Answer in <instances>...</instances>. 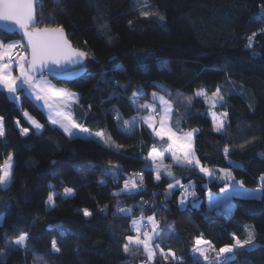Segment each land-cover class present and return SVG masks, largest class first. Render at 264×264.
<instances>
[{
  "label": "trees",
  "instance_id": "obj_1",
  "mask_svg": "<svg viewBox=\"0 0 264 264\" xmlns=\"http://www.w3.org/2000/svg\"><path fill=\"white\" fill-rule=\"evenodd\" d=\"M262 8L264 0H36L37 26L63 27L72 46L88 53L87 64L80 66L83 74L48 77L80 97L74 108L78 123L92 133L103 131L120 147L106 146L99 138H69L27 94L18 92V105L0 91L6 132L0 138V163L8 153L14 162L11 183L0 187V264H150L142 247L123 251L125 237L133 234L131 219L141 212L145 218L155 215L165 233L169 225L173 229L155 243L174 252L176 259L165 260L157 250L151 264H206L191 255L198 236L218 250L233 243V233L246 238V227L254 229L255 246L237 250L233 264H264V192L258 197L235 195L209 208L207 193L220 192L225 181L170 164L181 184H193L196 192L198 204L193 207L188 197L181 208L180 189L168 194L167 185L174 181L163 172L156 181L145 159L167 141L144 125L119 130L114 119L117 111L120 124L137 115L128 102L133 91L143 88L140 104L152 102L156 92L173 104L174 131L197 130L196 154L204 166L231 174L236 170L258 182L264 176ZM252 33L258 35L248 49ZM0 39L22 41L20 33L1 31ZM220 86L225 95L216 111L228 115L225 129L217 133L207 98ZM199 89H206V95L196 97ZM187 97H193L191 102ZM24 110L43 125L39 132L27 123ZM21 127L29 133L21 135ZM226 145L228 158L223 154ZM137 174L144 177L142 188L121 192L126 179L140 182ZM65 187L73 193L65 196ZM49 193H59L51 207L46 204ZM118 206L134 208L133 214L119 213ZM85 209L90 216L83 214ZM21 232L29 233L27 248L6 243ZM53 240L59 253L52 249ZM38 257L43 259L38 262Z\"/></svg>",
  "mask_w": 264,
  "mask_h": 264
},
{
  "label": "snow or ice",
  "instance_id": "obj_2",
  "mask_svg": "<svg viewBox=\"0 0 264 264\" xmlns=\"http://www.w3.org/2000/svg\"><path fill=\"white\" fill-rule=\"evenodd\" d=\"M262 13H264V8H262ZM150 14L153 13H141L144 16ZM160 19L163 20V16H160ZM0 21L16 25L21 30L23 36L22 41H13L10 43L0 41V91H6L13 101H19L21 99L16 94L22 91L34 97L35 102H42L40 106L46 107L49 110L48 120L50 124L62 130L63 134L69 138H99V141L104 145L119 148L120 145H115L114 141L110 143L111 137L106 136L103 131L92 133L89 128L78 123L75 118L76 113L74 108L79 105L80 97L67 89L57 88L56 85L52 84L46 78V76H51L55 79L61 76L66 71L67 65L76 66L82 64L88 53L78 50L71 45L65 36L63 27H34L33 0H0ZM5 26L7 27L8 25L6 24ZM260 34L264 35V30H261ZM257 35L258 33H252L247 37L246 47L248 49L254 48V41ZM14 68L18 70L19 75H13ZM118 68L123 70L122 66H118ZM81 74H83V70L74 73V75ZM206 91V89H199L195 93V96H205ZM144 96L143 88H139L133 91L131 97L128 99L130 106L137 112L136 116L128 120H123V124H120L122 117L117 111L114 119L117 121V128L119 130H130L139 125H144L151 130L156 138L161 141H167L168 146L164 152L157 151L153 147L145 159L151 160L152 165H154L156 181H160L162 170L164 175L174 181V183L167 185L168 194H171L175 189L182 190L179 199L181 208L186 207L188 197L193 198L191 203L193 207L196 206V192L193 184H181L180 179L175 177L170 170L172 165L163 164L166 152L171 154V159L175 165L190 169L195 168L198 169V175H202V177L225 181V187L220 189L222 193H227L233 188L234 184L243 187V182L235 181L230 170L210 169L201 163V159L197 156V149L195 148L194 134L197 131L196 129L182 134H178L173 130L171 127L173 104L170 99H166L165 96L153 92L151 94V103L146 101L144 104H140V100ZM186 99L191 102L193 97H187ZM211 100L213 107L217 101L222 102L224 100L219 88L212 93ZM144 112L147 114L141 115ZM227 115V112H225L220 118H217L213 114L214 131L217 133L223 132ZM23 117L37 132L43 128V125L28 111H23ZM16 123L19 125L20 121L17 120ZM29 131L30 129L27 127L20 128L21 135H27ZM5 135L4 118L0 117V138H3ZM177 153H180V155H177ZM223 154L225 158L229 157V146L226 145L224 147ZM13 168V154L8 153L7 158L3 163H0V187H7L11 183ZM217 171L220 173L219 176L216 175ZM137 175L140 177V182L137 183L135 178L126 179L121 192L133 193L138 192L142 188L144 177L142 174ZM261 182L262 188L259 191L264 192V176L261 177ZM73 191L72 188L65 187L63 194L68 196ZM119 194L113 193V195ZM56 195H59V193H49L46 201L48 206H54V197ZM251 195L255 196L256 194L253 193ZM141 207H143V202ZM133 211L134 208L118 206V212L121 214L131 215ZM83 214L85 216L91 215L87 209L84 210ZM145 219L147 221L146 224L144 223ZM149 226L151 231L141 232L142 228H148ZM131 227L136 234L125 237L126 242L123 244V251L125 253H128L134 246L137 251L141 247L143 248L146 259L150 264L155 259L157 250H159V255L165 260L169 259V257L173 260L176 259L174 252L170 249L165 252L160 244L155 243L162 235H169L171 233L173 230L171 225H169L168 232L165 233L160 229L155 215L145 218L143 212H141L139 219L132 220ZM245 231L247 233L246 238L241 239L233 233V243L224 245L218 250L211 241L205 240L203 236H198L194 241V256L198 253V256L202 257L206 264H233V261L236 259L235 253L237 250L255 246L254 229L246 227ZM28 239L29 233L21 232L14 238H6V243H11L20 248H27ZM52 249L56 253L60 252V248L57 246L55 240L52 242ZM210 254H214L212 259H210ZM42 259V257L37 258L38 262ZM176 264H179V261H176Z\"/></svg>",
  "mask_w": 264,
  "mask_h": 264
},
{
  "label": "rangeland",
  "instance_id": "obj_3",
  "mask_svg": "<svg viewBox=\"0 0 264 264\" xmlns=\"http://www.w3.org/2000/svg\"><path fill=\"white\" fill-rule=\"evenodd\" d=\"M0 41H2V40L0 39ZM13 41H16V40H10V41H8V42H6V43H10V42H13ZM3 42H4V41H3ZM81 70H83V68H81V67H77V68H74V69H71V70L65 71V72H63V73L61 74V77L69 78V77L77 76V75H74V73L81 72ZM13 75H19L18 70H16L15 68H14V71H13ZM38 78H39V77H38ZM46 78H47L48 80H50V78H49L48 76H46ZM50 81H51V80H50ZM51 83H52V81H51ZM52 84H53V83H52ZM57 88L66 89V88H62V87H59V86H57ZM219 89L221 90V94H222L223 97H224V95H225V90H224V88H223L222 86H220ZM67 90H68V89H67ZM69 91H71V92H73V93H76V92H74V91H72V90H69ZM76 94H77V93H76ZM8 95H9V94H8ZM16 95L20 96L19 93H17ZM77 95H78V94H77ZM9 97H10V96H9ZM29 97L35 102L34 97H31V96H29ZM211 97H212V94H211L210 96H208V98H207V103H208V106H209V109H208V115H209V117H210V119H211V122H212V124H213V114H215L217 118H220L224 112H218V111H216V106L220 104V101H217L216 104H215V106L213 107ZM10 98H11V97H10ZM11 99H12V98H11ZM16 103L19 105V101H16ZM35 103H36L37 106H39V108L44 112L46 118L48 119L49 110H48L46 107H41V106H40V105L42 104V102H35ZM149 103H151V102H149ZM22 113H23V112H22ZM146 114H147V113H146ZM146 114H143V115H146ZM225 119H226V118H225ZM48 121H49V120H48ZM49 123H50V122H49ZM52 126H53V125H52ZM187 132H188V131H187ZM184 133H185V132H184ZM102 144H103V143H102ZM167 146H168V144L165 146L164 149H162V150H157V151L164 152L165 149L167 148ZM150 152H151V151H150ZM166 157L171 158V154L166 152V153H165V158H164V160L166 159ZM164 160H163V164L166 165V164L164 163ZM169 160H170V162L173 163L172 159H169ZM147 162H148V163H151V166L154 167V165H152L151 160H148ZM167 165H169V164H167ZM154 168H155V167H154ZM162 172H163V170H162ZM232 175L234 176L235 181H237V182L242 181V182H243V187H239L238 184H234V185H233V188L230 189L227 193H222L221 191L218 192V193H211V192H208V193H207V196H206V201H207V206H208L209 208H211L212 206H214L215 204H218V203H222V202L227 203L228 200H230L229 198L232 197V196H235V195H237V196H243V195H244V196H249V195H250V196H251V194H253V193L256 194V192H259V190H260V184H262L261 179H260L258 182H257V181H254V180L250 179L248 176H246V175H244V174H242L241 172L236 171V170H233V174H232ZM207 178L210 179L209 177H207ZM229 183H230V182H229ZM224 187H225V186H224ZM1 188H5V187H1ZM180 190H181V189H180ZM252 196H253V195H252ZM196 204H198V203L196 202ZM48 207H51V206H48ZM139 218H140V216L133 217V218L131 219V222H132L133 219H139ZM145 223H147L146 219H145ZM132 231H133V230H132ZM144 231H151L150 226H149V228H146V229H143V228H142V229H141V232H144ZM135 234H136V233L133 231V234H132V235H135ZM191 255L193 256V258H202V257H199V256H198V253L195 254V256H194V249L191 251Z\"/></svg>",
  "mask_w": 264,
  "mask_h": 264
},
{
  "label": "water",
  "instance_id": "obj_4",
  "mask_svg": "<svg viewBox=\"0 0 264 264\" xmlns=\"http://www.w3.org/2000/svg\"><path fill=\"white\" fill-rule=\"evenodd\" d=\"M33 3H34V19H35L34 27H38L37 26V18H36V0H33ZM6 24L8 25L7 27L5 26ZM47 28H55V27H47ZM0 31L3 32V33H6V34L20 33L21 39L23 40V36H22L21 30L16 25L10 24L9 22L0 21ZM64 33H65V31H64ZM65 36H66V33H65ZM66 38H67V36H66ZM67 40L69 41L68 38H67ZM86 64H87V57L83 60L82 64H79V65H76V66L67 65L66 66V71L74 69V68H77V67H80V66H85Z\"/></svg>",
  "mask_w": 264,
  "mask_h": 264
},
{
  "label": "crops",
  "instance_id": "obj_5",
  "mask_svg": "<svg viewBox=\"0 0 264 264\" xmlns=\"http://www.w3.org/2000/svg\"><path fill=\"white\" fill-rule=\"evenodd\" d=\"M4 43H6V42H4ZM25 93V92H24ZM25 94H27V93H25ZM28 96H30L29 94H27ZM167 145V144H166ZM165 148V147H164ZM163 148V149H164ZM177 155H180V153H177ZM169 159H171V158H168V157H166V159L164 160V163L167 165V164H174V163H172V162H170V160ZM151 169L153 170V172H154V174H155V168L153 167V166H151ZM242 174H244V173H242ZM244 175H246V174H244ZM260 195V191L259 192H256V195L255 196H245V197H258ZM244 196V195H243Z\"/></svg>",
  "mask_w": 264,
  "mask_h": 264
},
{
  "label": "built area",
  "instance_id": "obj_6",
  "mask_svg": "<svg viewBox=\"0 0 264 264\" xmlns=\"http://www.w3.org/2000/svg\"><path fill=\"white\" fill-rule=\"evenodd\" d=\"M147 166V162H146V165H144V168ZM180 191H182V190H180Z\"/></svg>",
  "mask_w": 264,
  "mask_h": 264
}]
</instances>
